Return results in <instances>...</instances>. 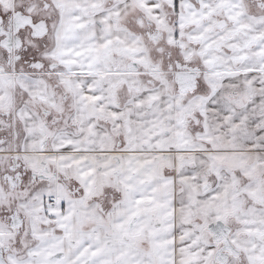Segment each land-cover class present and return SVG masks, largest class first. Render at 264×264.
Instances as JSON below:
<instances>
[{
  "label": "snow or ice",
  "instance_id": "snow-or-ice-1",
  "mask_svg": "<svg viewBox=\"0 0 264 264\" xmlns=\"http://www.w3.org/2000/svg\"><path fill=\"white\" fill-rule=\"evenodd\" d=\"M0 264H264V0H0Z\"/></svg>",
  "mask_w": 264,
  "mask_h": 264
}]
</instances>
